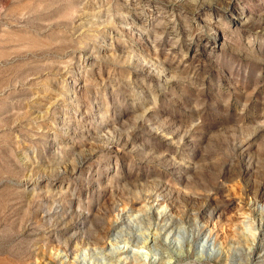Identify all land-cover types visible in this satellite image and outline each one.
<instances>
[{
	"label": "rangeland",
	"instance_id": "rangeland-1",
	"mask_svg": "<svg viewBox=\"0 0 264 264\" xmlns=\"http://www.w3.org/2000/svg\"><path fill=\"white\" fill-rule=\"evenodd\" d=\"M0 264H264V0H0Z\"/></svg>",
	"mask_w": 264,
	"mask_h": 264
},
{
	"label": "bare ground",
	"instance_id": "bare-ground-1",
	"mask_svg": "<svg viewBox=\"0 0 264 264\" xmlns=\"http://www.w3.org/2000/svg\"><path fill=\"white\" fill-rule=\"evenodd\" d=\"M208 237H209V236H208ZM130 239H132V238L130 237ZM128 240H129V239H128ZM208 240H210V239H208ZM130 241H131V240H130ZM143 241H144V240H143ZM205 242H207V240H206ZM117 243H118V242H117ZM117 243H116V244H117ZM128 243H129V242H128ZM128 243H127V244H128ZM135 243H136V241H135ZM118 244H119V243H118ZM118 244H117V245H118ZM129 244H130V243H129ZM137 244H138V243H137ZM137 244H134V245H137ZM117 245H114V246L112 247V250H111L112 254H117V253H118V251H117ZM208 245H209V244H208ZM205 246H206V245H205ZM209 247H210V246H209ZM206 248H207V247H206ZM208 249H209V248H208ZM112 254H111V255H112ZM113 256H114V255H113ZM115 256H116V255H115Z\"/></svg>",
	"mask_w": 264,
	"mask_h": 264
}]
</instances>
